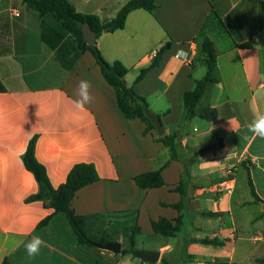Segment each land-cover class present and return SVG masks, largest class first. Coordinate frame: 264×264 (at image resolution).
<instances>
[{"label": "crops", "instance_id": "obj_1", "mask_svg": "<svg viewBox=\"0 0 264 264\" xmlns=\"http://www.w3.org/2000/svg\"><path fill=\"white\" fill-rule=\"evenodd\" d=\"M66 1L105 25L130 0ZM155 3L152 12L132 10L96 45L107 62L127 69L126 82L158 117L162 135L174 137L175 152L142 120L124 116L90 51L59 20L21 0H0V264H264V140L244 138L245 125L264 113V0ZM205 38L217 81L187 116L183 96L207 71ZM166 42L159 65L135 82ZM80 80L96 99L72 115ZM206 108L216 110L215 120L199 116ZM31 139L53 188L75 164L95 167L99 180L78 190L71 208L86 218L90 237L119 243V253L80 244L64 213L27 201L38 191L22 161ZM158 170L164 185L135 184ZM160 218H180L175 236L153 232ZM32 236L46 243L35 258L22 246ZM142 236L149 246L136 244ZM130 239L158 251V261L123 253Z\"/></svg>", "mask_w": 264, "mask_h": 264}, {"label": "trees", "instance_id": "obj_2", "mask_svg": "<svg viewBox=\"0 0 264 264\" xmlns=\"http://www.w3.org/2000/svg\"><path fill=\"white\" fill-rule=\"evenodd\" d=\"M28 7L37 11L40 16L52 15L61 22L66 30H68L77 40L81 49H87L94 57L97 65L100 67L102 76L106 82L112 86L116 92L117 105L127 119L138 118L147 125V129H155V125L146 116L144 109L148 107L145 99L137 95L132 86L129 85L125 76L127 69L119 62H107L101 55L97 45H88L82 38L81 25L88 23L92 31L98 38L104 28L109 27L110 31L120 29L124 26L127 15L135 9H144L152 12L156 8L155 0H130L117 13L116 17L109 23L103 25L95 15H85L77 13L74 8L66 0H21ZM249 47L250 45H245ZM171 47V42L164 43L155 53L150 65L142 69L137 75L135 82L140 81L146 72L151 68L159 65L164 53ZM201 51L204 53V63L207 66V71L204 77L197 80L195 88L192 91L186 92L183 96L186 115H194V109L198 105L202 95L207 87L215 83L217 79L214 77L216 54L213 43L205 38L201 44ZM4 91V86L0 81V92ZM199 116L213 121L217 118V112L213 108L203 109ZM159 140L166 146L174 149V137L160 135ZM35 140L31 139L26 151L22 155V161L28 171H30L37 184V193L29 196L27 201H42L48 208L53 209V213L62 212L66 215L70 226L74 230L78 242L80 244L95 245L104 243L103 240H97L90 237L85 228L86 218L76 215L71 208V202L78 190L86 185L99 180L95 167L88 163L75 164L69 171L64 183L59 187L53 188L48 179L46 170L40 164L34 154ZM134 182L141 188H156L164 185L160 171H150L142 173L134 177ZM252 193L255 196L251 182L249 181ZM177 207V206H176ZM51 215L44 218L39 227L47 224ZM180 218L170 221L160 218L157 221L151 222L153 232L164 236H175L180 230ZM134 246L133 239H130L129 245L122 249L123 253H130V248ZM5 264V263H4Z\"/></svg>", "mask_w": 264, "mask_h": 264}, {"label": "clouds", "instance_id": "obj_3", "mask_svg": "<svg viewBox=\"0 0 264 264\" xmlns=\"http://www.w3.org/2000/svg\"><path fill=\"white\" fill-rule=\"evenodd\" d=\"M184 50H178L176 58L183 59ZM76 99L72 101V115H77L87 111V106L95 101V96L91 92V84L87 80H80L76 86ZM245 139L259 138L264 140V113H258L254 119L245 125ZM248 134H251L250 137ZM22 246L30 258L40 255L41 249L46 246L45 241L39 236H32L27 241L22 242Z\"/></svg>", "mask_w": 264, "mask_h": 264}, {"label": "water", "instance_id": "obj_4", "mask_svg": "<svg viewBox=\"0 0 264 264\" xmlns=\"http://www.w3.org/2000/svg\"><path fill=\"white\" fill-rule=\"evenodd\" d=\"M110 28H104L103 32L108 31ZM81 32L82 38L88 45H95L96 44V34L92 31L91 27L88 23H84L81 25ZM146 116L149 120L155 125V129L159 135L163 134V129L160 120L158 117L147 107L144 109ZM97 247L111 251L113 253H119L121 250L120 244L117 242L112 243H98L96 244ZM130 253L145 262L148 263H156L159 259V252L153 250H146L140 248H130Z\"/></svg>", "mask_w": 264, "mask_h": 264}, {"label": "rangeland", "instance_id": "obj_5", "mask_svg": "<svg viewBox=\"0 0 264 264\" xmlns=\"http://www.w3.org/2000/svg\"><path fill=\"white\" fill-rule=\"evenodd\" d=\"M139 240L137 241V245L139 246L140 244H142V242H144L145 245H148L149 246V239L147 236H142L141 238H138ZM127 242V241H126ZM127 244V243H126ZM128 244H129V241H128ZM140 249H143V248H140ZM148 250V249H146Z\"/></svg>", "mask_w": 264, "mask_h": 264}]
</instances>
